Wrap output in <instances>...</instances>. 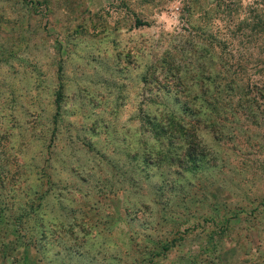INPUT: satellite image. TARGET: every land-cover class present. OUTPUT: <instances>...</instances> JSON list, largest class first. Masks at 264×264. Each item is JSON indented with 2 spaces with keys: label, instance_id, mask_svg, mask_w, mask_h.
<instances>
[{
  "label": "rangeland",
  "instance_id": "374dc122",
  "mask_svg": "<svg viewBox=\"0 0 264 264\" xmlns=\"http://www.w3.org/2000/svg\"><path fill=\"white\" fill-rule=\"evenodd\" d=\"M0 264H264V0H0Z\"/></svg>",
  "mask_w": 264,
  "mask_h": 264
},
{
  "label": "trees",
  "instance_id": "16d2710c",
  "mask_svg": "<svg viewBox=\"0 0 264 264\" xmlns=\"http://www.w3.org/2000/svg\"><path fill=\"white\" fill-rule=\"evenodd\" d=\"M136 25L138 27L148 26L149 23L143 22L141 20H137ZM61 69H62V67L60 66L59 72H61ZM195 75H197V73ZM192 84H194V83H192ZM182 92L185 93V91H182ZM61 100H62L61 98H59L57 100V102H58L57 104H58L59 108H60V103L59 102ZM252 101H256V100L253 99ZM182 106H183V108L187 107L186 104H183ZM185 109L187 110V108H185ZM171 113L176 115L175 112H171ZM171 113H169V115H167V121L168 122H165V121L164 122H159L158 125H156L155 123H152L153 124V130H154V132H156V138L160 141L164 134H166L168 132L170 134V132H171L172 134L175 135V131L178 130V131H184L186 136L189 134L190 135V139H189V137H188V139L193 143L195 141V139H196V134H197V131H198L197 128L195 127V124L194 123L187 124V123L183 122L184 121L183 118L182 119L181 118H179V119L175 118V116H172ZM212 124L214 125V122H212ZM161 133H162V136L160 137ZM192 133L195 134V137L193 135H191ZM174 135H172V137H174ZM156 149H157V147L155 149H152L151 151L156 150ZM148 159H149L148 163H150L151 155H148ZM171 159H173V158H171ZM171 162H173V161L171 160ZM166 249H168V247H166Z\"/></svg>",
  "mask_w": 264,
  "mask_h": 264
}]
</instances>
